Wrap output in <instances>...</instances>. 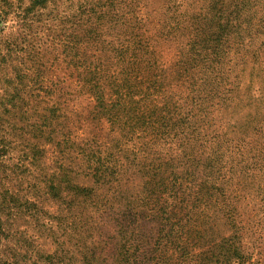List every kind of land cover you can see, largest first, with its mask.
<instances>
[{
    "label": "trees",
    "instance_id": "16d2710c",
    "mask_svg": "<svg viewBox=\"0 0 264 264\" xmlns=\"http://www.w3.org/2000/svg\"><path fill=\"white\" fill-rule=\"evenodd\" d=\"M209 9L201 24L161 25L162 41L191 30L165 74L141 21L84 30L73 8L72 64L93 103L85 121L72 114V136L63 103L36 84L43 66L11 61L28 34L0 37V264L35 261L13 244L23 215L47 214L45 199L72 228V264H264V112L242 124L212 115L233 97L215 65L247 19L234 1ZM101 44L102 58L87 61ZM53 242L49 264L63 249Z\"/></svg>",
    "mask_w": 264,
    "mask_h": 264
},
{
    "label": "rangeland",
    "instance_id": "374dc122",
    "mask_svg": "<svg viewBox=\"0 0 264 264\" xmlns=\"http://www.w3.org/2000/svg\"><path fill=\"white\" fill-rule=\"evenodd\" d=\"M231 1L243 6L240 15L247 22L245 25L240 23L237 29L239 34L215 65L214 70L221 74L222 84L225 89L232 90L233 97L226 108H214L216 111L212 115L220 123L238 121L242 124L246 115L253 113L256 108L264 112V0H225L226 3ZM210 5L211 0H0V37L12 40L16 32L28 34L31 43L27 45L26 51L13 55L11 61H15L16 65L21 62L22 65L18 67L26 71L30 69L29 73L43 66L41 81L36 80V84L49 85L57 99L63 103L67 111L66 131L69 129L72 136V114L85 121L93 103L89 96L79 92L76 69L72 64L73 8L77 9L84 23V30L93 29L97 24L99 28L100 24H107L104 21L108 20L118 25L126 24L127 21H141L138 28L146 31L154 40L163 67L159 70L166 74L174 70L175 58L184 50L191 30L184 28L180 38L173 35L171 41H162L156 39L161 25H175L173 20L199 22L197 15L214 14L209 9ZM1 28H5L4 31ZM107 28L104 27L102 31L105 32ZM111 31L109 40L117 32L116 28ZM108 33L111 35V32ZM21 42L22 45L26 44L23 40ZM104 53V44L92 48L87 61H96ZM167 94H170L169 91ZM103 127L107 128V125ZM87 131L85 127L82 134ZM41 205L46 215L44 212L35 217L23 215L18 222L23 234L18 241L15 239L14 249L19 251L16 246L18 242L33 257L36 255L32 264H49L48 259L42 255L55 251L56 244L53 241L59 240L63 249L60 260L54 264H72V228L66 233V222L55 218L60 215L56 203L45 199ZM11 249L13 251L10 253H13V247ZM64 250L66 253H62Z\"/></svg>",
    "mask_w": 264,
    "mask_h": 264
}]
</instances>
